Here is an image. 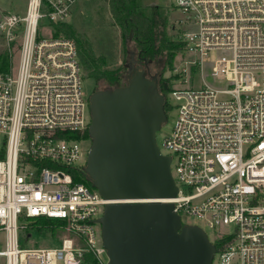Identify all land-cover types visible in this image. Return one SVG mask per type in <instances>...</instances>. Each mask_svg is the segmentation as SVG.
<instances>
[{
  "label": "built area",
  "instance_id": "1",
  "mask_svg": "<svg viewBox=\"0 0 264 264\" xmlns=\"http://www.w3.org/2000/svg\"><path fill=\"white\" fill-rule=\"evenodd\" d=\"M79 1L90 0H28L23 13L0 17L10 57L8 70H0L5 264H81L86 250L109 264L96 220L107 203L133 201L109 200L75 179L76 172L88 177L89 96L76 41L55 35L52 24L67 21ZM174 6L182 15L180 39L199 55L194 72L203 78V58L213 49L227 54L211 67L218 83L173 84L166 97L177 111L164 145L178 186L166 201L183 224L191 216L217 231L216 264H264V0H175ZM40 216L63 219L72 236L57 246H26V221Z\"/></svg>",
  "mask_w": 264,
  "mask_h": 264
},
{
  "label": "water",
  "instance_id": "2",
  "mask_svg": "<svg viewBox=\"0 0 264 264\" xmlns=\"http://www.w3.org/2000/svg\"><path fill=\"white\" fill-rule=\"evenodd\" d=\"M135 69L127 84L89 96L91 146L85 172L110 202L96 221L109 264H212L216 245L197 224H183L166 201L176 196L171 156L157 143L167 121L159 74Z\"/></svg>",
  "mask_w": 264,
  "mask_h": 264
},
{
  "label": "rangeland",
  "instance_id": "3",
  "mask_svg": "<svg viewBox=\"0 0 264 264\" xmlns=\"http://www.w3.org/2000/svg\"><path fill=\"white\" fill-rule=\"evenodd\" d=\"M141 3L146 7L150 5L161 6L167 18V35L175 40L180 39L183 35L184 27H182L181 24L182 15L174 6L175 0H141ZM26 4L27 0H0V17L3 12L23 13L26 9ZM67 21L73 25L74 29L80 34V37L90 44L96 56L105 57V68L114 69L123 64L129 67V64L132 62H135V69L142 68L140 64L136 63L138 51L134 42L128 41L126 44L124 43L121 29L110 12L108 0L79 1L73 7ZM5 52H7L6 42L4 37L0 34V54H4ZM226 54L224 50L213 49L209 52V55L203 58L205 69L203 78L200 73L194 72L196 66L192 64V62L199 59V55L195 52H188L187 50L177 53L173 69L167 68L164 71L163 62L158 61L149 65V71L151 73H158L159 76L163 74L166 77L178 75L180 79H174V85L198 88L203 86L204 81L210 84L218 83L210 74L211 67L216 59ZM18 59L19 51L15 50L12 58L15 65L18 63ZM135 69H128L129 73L124 79V84H127L130 75L134 73ZM145 70L148 71L147 67H145ZM104 87H108L104 81L96 82L88 75H84L83 89L87 96H90L95 90ZM176 114V109L170 111L167 115V121L163 124L162 128L157 131V143L161 151L166 154L168 153V149L164 145V142L171 133ZM183 220L187 224H198L204 227L210 240L214 241L217 231L207 227L200 219L184 216ZM30 221V219L26 221L27 226L22 232L23 242L26 246H57L64 237L72 236L66 226L58 227L55 231H41L38 229L28 231ZM4 247V234L0 233V249H4ZM103 259L105 261L108 260L106 253L103 254ZM0 264H5L4 257L0 258ZM58 264H63V262L59 261ZM213 264H216V262H213Z\"/></svg>",
  "mask_w": 264,
  "mask_h": 264
},
{
  "label": "trees",
  "instance_id": "4",
  "mask_svg": "<svg viewBox=\"0 0 264 264\" xmlns=\"http://www.w3.org/2000/svg\"><path fill=\"white\" fill-rule=\"evenodd\" d=\"M108 4L111 14L121 29L124 43L132 41L137 48L138 58L136 63L142 66L140 69H145L146 63L150 65L158 61L163 62L164 71L167 68L173 69L177 53L186 50L187 44L181 39L175 40L167 35V18L162 11V7L159 5L146 7L142 5L141 0H108ZM52 26L54 27L55 35H63L76 41L79 58L86 75L93 78L96 82L104 81L108 87L125 85L124 79L129 73L128 69H131L132 63L129 64V67L123 64L114 69H107L105 68V57L96 56L90 44L80 37V34L70 22L53 23ZM9 63L10 57L8 53L0 54V70H8ZM176 78H178V75L166 77L161 74L159 76V88L165 97L172 90L173 81ZM164 109L167 115L171 111V106L167 99ZM85 134L90 137L89 129ZM75 179L84 181L94 187L89 178L82 173L76 172ZM30 220L28 231L32 229L55 231L58 227L65 226V221L58 217L40 216L30 218ZM214 244L216 247L219 246L218 241H215ZM81 264L102 263L96 254L86 250L83 253Z\"/></svg>",
  "mask_w": 264,
  "mask_h": 264
},
{
  "label": "crops",
  "instance_id": "5",
  "mask_svg": "<svg viewBox=\"0 0 264 264\" xmlns=\"http://www.w3.org/2000/svg\"><path fill=\"white\" fill-rule=\"evenodd\" d=\"M27 2H28V0H27ZM26 5H27V4H26ZM4 13H7V12H3V14H4ZM19 13H20V12H19Z\"/></svg>",
  "mask_w": 264,
  "mask_h": 264
}]
</instances>
